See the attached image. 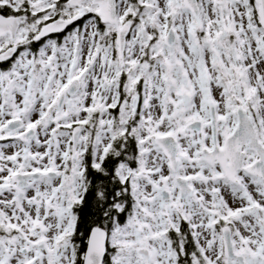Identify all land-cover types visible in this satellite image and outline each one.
Masks as SVG:
<instances>
[{
  "label": "snow or ice",
  "instance_id": "6c2138e0",
  "mask_svg": "<svg viewBox=\"0 0 264 264\" xmlns=\"http://www.w3.org/2000/svg\"><path fill=\"white\" fill-rule=\"evenodd\" d=\"M0 264H264V0H0Z\"/></svg>",
  "mask_w": 264,
  "mask_h": 264
}]
</instances>
